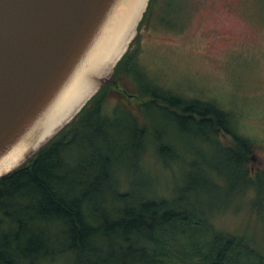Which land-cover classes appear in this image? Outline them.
<instances>
[{
    "label": "trees",
    "instance_id": "1",
    "mask_svg": "<svg viewBox=\"0 0 264 264\" xmlns=\"http://www.w3.org/2000/svg\"><path fill=\"white\" fill-rule=\"evenodd\" d=\"M159 2L149 0L137 31L144 22L157 21L162 27H170L161 13L156 14ZM137 40L138 34L114 68L111 83L102 86L73 121L29 161L0 178V264L61 260L66 264H264V253L255 237L216 228L213 209L198 208L191 198L200 184L198 176L190 173L188 178L192 179L170 196L153 195L146 188L135 194L123 187L124 192L119 191L113 177V162L120 161L114 152L118 143L103 133L102 127L113 125L99 96L114 91L120 80L129 79L138 68L137 51L131 49ZM132 97L144 118V109L159 110L217 146L229 160L231 175H235L231 178L244 184L245 191L254 192L253 202L264 201V171L248 178L247 164L254 159L252 143L238 136L229 112L213 103L175 94L144 92ZM112 110L116 116L122 114L134 122L138 130L134 129L133 135L140 145L148 127L139 125L129 110L118 105ZM149 133L161 155L173 154L156 131ZM219 133L231 136L230 146L222 145ZM96 137L103 139L104 150L95 145ZM76 144L81 151L92 150L84 162L67 155ZM138 145L134 140L133 156ZM144 150L140 148V158L134 156L140 163ZM189 166L197 170V165ZM213 177L210 172L202 184L214 193L217 187ZM109 199L116 203L108 205ZM119 203L121 206L115 208Z\"/></svg>",
    "mask_w": 264,
    "mask_h": 264
},
{
    "label": "rangeland",
    "instance_id": "2",
    "mask_svg": "<svg viewBox=\"0 0 264 264\" xmlns=\"http://www.w3.org/2000/svg\"><path fill=\"white\" fill-rule=\"evenodd\" d=\"M158 13L170 27H162L157 21L144 22L131 47L137 51L138 68L129 79L120 80L114 91L99 96L113 125L102 127L103 133L118 143L114 144L120 158L113 162L114 182L119 183L121 192L125 188L135 194L146 188L153 195L170 196L192 179L188 178L192 173L200 180L191 196L198 208L213 209L216 228L255 237L264 253V201L253 202L254 192L245 191L244 184L231 178L235 175H231L226 155L164 112L146 108L141 111L144 118L137 99L132 98L137 93L157 92L215 104L233 116L238 136L252 143L254 159L247 164L248 178L264 171V0H160ZM117 105L129 110L139 125L148 127L140 145L133 135L137 129L134 122L112 113ZM151 130L161 136L172 155L159 153ZM217 138L222 145L230 146L231 136L219 133ZM134 140L145 149L142 163L134 158L141 157L140 148L134 156L131 153ZM94 142L97 148H106L101 137ZM76 146L67 155L84 162L92 150L81 151ZM192 163L197 170H191ZM210 172L217 187L214 193L202 184ZM114 203L108 200V205ZM61 261L47 264H66Z\"/></svg>",
    "mask_w": 264,
    "mask_h": 264
},
{
    "label": "water",
    "instance_id": "3",
    "mask_svg": "<svg viewBox=\"0 0 264 264\" xmlns=\"http://www.w3.org/2000/svg\"><path fill=\"white\" fill-rule=\"evenodd\" d=\"M134 1L0 0V178L112 79L149 3Z\"/></svg>",
    "mask_w": 264,
    "mask_h": 264
},
{
    "label": "bare ground",
    "instance_id": "4",
    "mask_svg": "<svg viewBox=\"0 0 264 264\" xmlns=\"http://www.w3.org/2000/svg\"><path fill=\"white\" fill-rule=\"evenodd\" d=\"M142 3H143L142 0H135L133 5H132V8H131L133 10V12L134 11L136 12L137 10H139L140 6H142ZM131 17H132V15H131ZM123 26H125V27L122 29V31H124L126 29L127 25L124 24ZM123 33L126 34V30Z\"/></svg>",
    "mask_w": 264,
    "mask_h": 264
}]
</instances>
